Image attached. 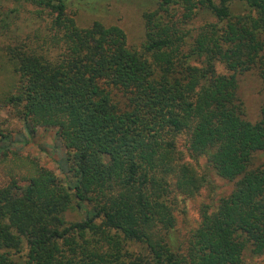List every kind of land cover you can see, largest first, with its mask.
Returning <instances> with one entry per match:
<instances>
[{
  "label": "trees",
  "instance_id": "1",
  "mask_svg": "<svg viewBox=\"0 0 264 264\" xmlns=\"http://www.w3.org/2000/svg\"><path fill=\"white\" fill-rule=\"evenodd\" d=\"M26 1L49 27L0 48V106L24 130H0V161L17 158L36 128L52 129L65 181L33 163L22 182L0 185V264H244V252L263 254L264 160L253 161L264 154V105L244 120L234 74L255 69L264 91V0H154L140 52L116 26L77 27L69 0ZM199 14L211 21L191 34ZM178 133L189 157L233 187L173 249L166 179L186 195L207 179L165 138ZM72 203L82 217L66 222Z\"/></svg>",
  "mask_w": 264,
  "mask_h": 264
},
{
  "label": "rangeland",
  "instance_id": "2",
  "mask_svg": "<svg viewBox=\"0 0 264 264\" xmlns=\"http://www.w3.org/2000/svg\"><path fill=\"white\" fill-rule=\"evenodd\" d=\"M217 3V0H212ZM154 0H69L66 13L71 15L74 23L79 28H85L92 22H99L103 26H116L125 36V44L129 49L141 51L143 41V25L141 14L154 8ZM241 7V6H240ZM238 6L232 7V14L241 12ZM39 9L26 0H0V48L4 44L17 43L25 40L32 32L48 30L49 21L46 11L38 12ZM211 21L206 14H199L188 25L191 34L195 28L204 22ZM5 25V28L2 26ZM0 52V92L6 89L8 73L6 63ZM215 72L221 75L230 74L221 64L216 63ZM236 95L242 104L243 118L248 123H255L259 119V109L264 105V91L255 69L241 73H235ZM114 102L121 103L120 93L112 90ZM0 130L16 136L18 132H24L23 125L10 110L0 106ZM175 150L180 153L182 162L189 165L198 176H206L199 189L192 195H186L175 189L172 177L166 179L169 207L174 220L173 228L165 234L167 243L173 249H182L188 235L198 226L202 211L211 212L217 206L221 198H225L232 190L233 183L219 178L206 165L201 157L191 158L185 151V134L178 133L172 137ZM53 144V130L36 128L28 138V143L22 147L17 158L7 156L6 160L0 161V185L8 182L10 178L22 182L26 171L34 163L39 167L52 171L58 180L64 184L65 179L58 173L53 160L56 156L51 152ZM14 158V159H13ZM264 160V154L254 157V163ZM21 163V164H20ZM68 210L64 217L66 222L78 221L82 217V211L74 207ZM164 234V233H163ZM244 264H264V253L253 256L249 252L243 254Z\"/></svg>",
  "mask_w": 264,
  "mask_h": 264
}]
</instances>
